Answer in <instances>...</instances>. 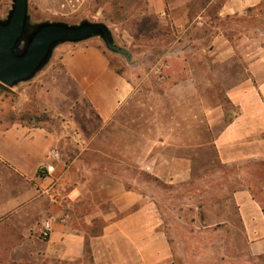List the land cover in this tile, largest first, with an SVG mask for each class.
<instances>
[{
  "label": "crops",
  "instance_id": "0c3cea01",
  "mask_svg": "<svg viewBox=\"0 0 264 264\" xmlns=\"http://www.w3.org/2000/svg\"><path fill=\"white\" fill-rule=\"evenodd\" d=\"M136 1L142 4V14L159 22L169 19L179 31L192 26L194 33L206 28L208 9L218 0L197 13L193 6L199 0ZM263 3L225 0L217 16L250 19L252 10ZM54 52L62 70H43L37 76L58 81L54 86L41 81L44 109L52 112L55 105L65 104L69 112L86 103L101 131L87 136L70 122V138L65 131L57 134L22 122L0 128V264L8 263L6 258L14 264H167L171 249L161 230L162 218L152 209L156 205L147 204L139 186L123 175L131 167L175 185L191 179V162L171 158L166 170L156 156L147 166L144 151L135 156L128 149L113 150L111 142L117 137L106 132L131 102L133 79L112 65L113 57L98 38L63 44ZM254 74L263 78L258 87L248 76L240 88L228 91L235 113L227 114L220 105L209 112L207 121L216 131L219 163L234 170L238 180L225 205L234 208L249 255L259 258L264 257V179H259L264 176V70ZM150 210L154 216L147 214ZM45 219L53 222L47 240L37 231Z\"/></svg>",
  "mask_w": 264,
  "mask_h": 264
},
{
  "label": "rangeland",
  "instance_id": "374dc122",
  "mask_svg": "<svg viewBox=\"0 0 264 264\" xmlns=\"http://www.w3.org/2000/svg\"><path fill=\"white\" fill-rule=\"evenodd\" d=\"M210 1H197L193 11L200 12ZM222 1L209 7L211 18H205L206 28L191 33L192 26L189 31H179L169 19L159 22L142 14V4L136 0H29L32 23H103L115 44L130 52L128 57L112 53L98 38L113 57L112 65L135 84L131 102L116 117L115 127L106 132L117 137L111 142L113 150L128 149L135 156L144 151L147 166L156 156L166 170L171 158L191 162V179L175 185L131 167L129 174L123 175L136 184L134 187L139 186L147 204L155 203L152 209L162 218L161 230L166 233L172 264H264V257L249 255L234 208L225 205L238 180L234 170L219 163L216 131L207 121L209 112L220 105L227 114L235 113L229 89L240 88L248 76L255 87L263 79H256L254 72L264 70V3L255 7L248 19L217 16ZM12 5V0H0L1 19L7 18ZM218 35L225 38L220 46ZM54 55L44 72L62 70ZM219 56L223 59L218 60ZM42 71L0 93V128L22 122L57 134L65 131L68 138L67 131L73 128L69 122L87 136L100 130L86 103L69 112L65 104L55 105L52 112L44 109L40 92L44 79H37ZM43 82L58 85L55 79ZM254 94L257 96L256 91ZM154 212L147 214L154 216ZM6 259L8 263L3 264H14Z\"/></svg>",
  "mask_w": 264,
  "mask_h": 264
},
{
  "label": "water",
  "instance_id": "95a60500",
  "mask_svg": "<svg viewBox=\"0 0 264 264\" xmlns=\"http://www.w3.org/2000/svg\"><path fill=\"white\" fill-rule=\"evenodd\" d=\"M12 1L7 18H0V84L5 87L14 88L34 79L49 64L55 49L63 44L100 38L110 52L130 55L127 49L115 44L111 31L103 23L34 24L29 15V0Z\"/></svg>",
  "mask_w": 264,
  "mask_h": 264
},
{
  "label": "built area",
  "instance_id": "2783aa9c",
  "mask_svg": "<svg viewBox=\"0 0 264 264\" xmlns=\"http://www.w3.org/2000/svg\"><path fill=\"white\" fill-rule=\"evenodd\" d=\"M54 157H58V154L56 152L53 153ZM43 173H45L46 170L44 168L41 170ZM52 220L51 219H45L41 224L38 226V234L42 239H49L52 232Z\"/></svg>",
  "mask_w": 264,
  "mask_h": 264
},
{
  "label": "trees",
  "instance_id": "16d2710c",
  "mask_svg": "<svg viewBox=\"0 0 264 264\" xmlns=\"http://www.w3.org/2000/svg\"><path fill=\"white\" fill-rule=\"evenodd\" d=\"M6 90H9V88L3 86L2 84H0V93H1L2 91H6Z\"/></svg>",
  "mask_w": 264,
  "mask_h": 264
}]
</instances>
